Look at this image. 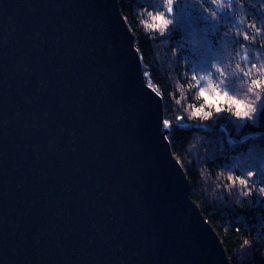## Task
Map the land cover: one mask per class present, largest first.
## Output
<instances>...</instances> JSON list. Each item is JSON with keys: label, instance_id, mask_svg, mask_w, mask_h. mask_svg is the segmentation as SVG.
Returning <instances> with one entry per match:
<instances>
[{"label": "water", "instance_id": "obj_1", "mask_svg": "<svg viewBox=\"0 0 264 264\" xmlns=\"http://www.w3.org/2000/svg\"><path fill=\"white\" fill-rule=\"evenodd\" d=\"M139 56L119 0H0V264H232Z\"/></svg>", "mask_w": 264, "mask_h": 264}, {"label": "trees", "instance_id": "obj_2", "mask_svg": "<svg viewBox=\"0 0 264 264\" xmlns=\"http://www.w3.org/2000/svg\"><path fill=\"white\" fill-rule=\"evenodd\" d=\"M119 3L133 32L146 81L162 96L164 121L168 119L171 124L168 140L189 179L192 199L221 238L232 264H264V87L255 89L252 84L254 80L264 81V11L259 0H232L231 10L219 9L211 0H174L172 12L165 10V17L172 23L163 35L159 30L146 31L141 23L146 11L163 10L160 0ZM241 5L246 17L243 23L237 19ZM171 42L182 47L184 72L188 75H180L182 67L170 69L169 60L164 58L166 45H162L166 43L165 52L170 53ZM209 73L214 86L224 89L229 85L230 95L253 104L257 112L242 119L235 115L234 105L221 103L224 110L217 112L215 106L207 104L199 91L207 88L202 76ZM181 95L187 98L189 111L182 122L198 121L209 128L191 129L202 133L204 143L199 137L189 138L191 130L170 116V106ZM199 109L203 111L196 115ZM209 112L211 115L206 117ZM218 127H223L232 139ZM192 139L195 147L201 148L200 167L195 157L190 163L185 158ZM240 180L243 186H239ZM206 187L213 192L209 205L203 199Z\"/></svg>", "mask_w": 264, "mask_h": 264}, {"label": "rangeland", "instance_id": "obj_3", "mask_svg": "<svg viewBox=\"0 0 264 264\" xmlns=\"http://www.w3.org/2000/svg\"><path fill=\"white\" fill-rule=\"evenodd\" d=\"M172 44H173V49L172 48H170V53H167V52H165V51H167V44L166 43H164L162 46H165L166 45V49H164V50H162V53H163V56H164V58L167 60H169L168 62H169V64H170V69H178V67H182V69L183 70H181V73H180V75H188V73H185L184 72V64H186V62H185V60H183V57L181 56V53L183 52V51H180V50H182V47H181V49L178 47L179 45H178V43H176V42H171ZM165 52V53H164ZM178 74H179V72H178ZM185 79L187 80V79H189V78H187V77H185ZM177 101V102H176ZM175 102H174V105H172V106H170V109H169V112H170V116L172 115V117H174L175 118V121L177 122V124L178 125H180L181 127H187V128H189L190 130L191 129H193V127H195V126H201L203 129H209V128H207V127H205V126H203V125H201L198 121H195V122H192V123H188V124H186V123H183L182 121H183V119H182V117L185 115V114H188L189 113V111H188V103H187V98H185L183 95H181L177 100H176ZM163 114H164V111H163ZM178 116V117H177ZM165 121H167L168 122V124H167V126H165ZM165 121H164V115H163V122H164V127L165 128H167L168 129V132H167V137L169 136V133H170V127H171V124H170V121L168 120V119H165ZM170 124V125H169ZM200 127V128H201ZM214 129H217V128H214ZM218 129L220 130V131H224V132H226V130L223 128V127H218ZM194 130H191V132H190V136H189V138L190 137H192V138H197L198 139V137H199V139H200V141H202L201 143H204V139L202 138V133L200 132H193ZM200 134V135H199ZM199 135V136H198ZM230 139H232V137L230 136V135H227ZM233 139H236V138H233ZM170 142V141H169ZM200 143V144H201ZM191 144H192V146L190 147V150H188V148H187V150H186V152H187V156H185V158H186V160H187V162L188 163H190V162H192V160L194 159V157L196 158V162L199 164L198 166L200 167L202 164V157H201V148L199 149L198 147H195V139H192V142H191ZM190 144V145H191ZM170 146H171V143H170ZM195 148H196V150H195ZM198 152V153H197ZM186 155V154H185ZM241 159V161L239 162V164H237L238 166L239 165H241V162H242V160H243V158L241 157L240 158ZM240 167V166H239ZM225 173V175H226V177H228V178H230L231 179V176H227V173L228 172H224ZM189 180V179H188ZM241 181V180H240ZM210 184H211V182H210ZM214 184V183H213ZM238 184H240L239 186H243V185H241V184H243V180L241 181V183H239L238 182ZM205 191H204V193L205 192H207V193H205V195L203 194V199H204V202L207 204V205H209V198H211L212 196H213V192H211L210 190H208V188L206 187V189H204ZM224 202H226V200L224 201ZM226 208H228V207H230L231 208V205H226L225 206ZM228 221V220H227ZM225 222H222V224H224ZM228 223V222H227ZM225 225V224H224ZM247 255H248V252L246 253ZM241 258V257H240ZM244 258H245V256H244ZM243 258H241V260H242Z\"/></svg>", "mask_w": 264, "mask_h": 264}, {"label": "snow or ice", "instance_id": "obj_4", "mask_svg": "<svg viewBox=\"0 0 264 264\" xmlns=\"http://www.w3.org/2000/svg\"><path fill=\"white\" fill-rule=\"evenodd\" d=\"M161 21L164 20V17H159ZM255 67V65H253ZM259 71V69H258ZM250 74V73H246ZM223 83V82H222ZM253 87L255 89H261L264 87V81L262 80H254L252 81ZM213 93L212 95H209V91ZM251 91H253V88H249ZM248 89V91H249ZM199 95L204 98V101L209 104L210 106H215L216 111L220 112L224 109L220 107L221 103L228 104L230 106H235V115L238 118H250L251 114H254L257 112V107L253 106V104L245 103L243 100H240L236 98L235 96H232L229 94V85H225L224 89H221L219 85H211L207 86V88L201 87L199 91ZM229 110H231L229 108ZM203 111V109H199L196 111V115H200V113ZM211 113H206L205 116H210ZM168 122L165 121V126H167Z\"/></svg>", "mask_w": 264, "mask_h": 264}, {"label": "clouds", "instance_id": "obj_5", "mask_svg": "<svg viewBox=\"0 0 264 264\" xmlns=\"http://www.w3.org/2000/svg\"><path fill=\"white\" fill-rule=\"evenodd\" d=\"M174 3V0H160V4L162 6L163 10L153 12V11H146L145 13V19L141 21V23L144 25L145 30H159L160 34L163 35L165 32V29L172 23L171 19H168L165 17V10L168 13L172 12V5ZM211 3L219 9H223L225 7L229 8L231 10V5H232V0H211ZM237 3H239V0H237ZM259 6L261 11H264V0H259ZM159 17H164V20L161 21ZM212 17H216V13H212ZM238 21L243 23L246 19L245 17V10L243 6L241 5L239 8V16L237 17ZM217 71L219 69L217 68ZM202 79L207 81V86L212 85V79H211V74L209 73L208 75L202 76ZM251 92V90L249 89ZM257 99H259V96L257 95ZM254 103V101L252 102ZM264 191V190H262Z\"/></svg>", "mask_w": 264, "mask_h": 264}, {"label": "bare ground", "instance_id": "obj_6", "mask_svg": "<svg viewBox=\"0 0 264 264\" xmlns=\"http://www.w3.org/2000/svg\"><path fill=\"white\" fill-rule=\"evenodd\" d=\"M140 57V56H139ZM225 135L227 136V135H229L227 132H225ZM166 136H167V134H166ZM168 138V137H167ZM234 141H237V139H234ZM173 153V152H172ZM181 164V163H180ZM182 166V165H181ZM182 168H183V166H182ZM184 169V168H183ZM230 259V258H229ZM231 261V260H230Z\"/></svg>", "mask_w": 264, "mask_h": 264}]
</instances>
